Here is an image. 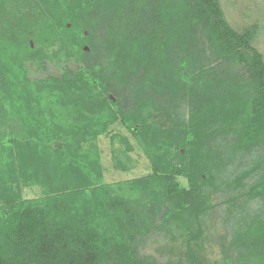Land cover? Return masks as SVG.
<instances>
[{"label":"trees","instance_id":"1","mask_svg":"<svg viewBox=\"0 0 264 264\" xmlns=\"http://www.w3.org/2000/svg\"><path fill=\"white\" fill-rule=\"evenodd\" d=\"M252 36L229 26L218 0H0V126L8 130L0 134V182L32 169L47 192L60 185L71 190L65 197L12 204L0 217V264H200L194 248L201 237L193 227L200 229L207 207L198 183L185 169L175 174L188 178L190 191L166 188L168 179L138 180L122 197L100 186L101 174L90 167L95 155L80 143L104 128L78 111L68 116L64 87L75 82L31 84L25 77L22 64L39 61L53 44L77 57L82 67L74 77L81 84L100 86L91 103L81 94L86 110L108 109L112 121L124 114L143 120L145 109L152 110L161 128L172 116L183 120L186 110L202 121L207 137L201 154L214 143L227 167L229 178H222H232L238 191L226 200L240 217L228 218L223 264H264V56ZM17 82L28 98L19 95ZM45 90L55 91V104L66 108L45 109L46 94L39 93ZM193 92L200 99L189 101ZM63 115L82 124L66 129ZM251 202L262 204L243 213ZM172 224L187 235L183 257L169 251L160 262L141 253L154 232L174 240Z\"/></svg>","mask_w":264,"mask_h":264},{"label":"rangeland","instance_id":"2","mask_svg":"<svg viewBox=\"0 0 264 264\" xmlns=\"http://www.w3.org/2000/svg\"><path fill=\"white\" fill-rule=\"evenodd\" d=\"M218 2L229 26L238 33L251 30L253 32L251 44L264 56V0H218ZM57 49L58 44L45 46V52L39 61L24 62L22 65L26 69L25 77L31 84L46 79L58 81L66 79L69 83L75 82V87L78 90L67 85L64 87L67 99L63 100V96L57 97L63 100V104L70 107V114L68 115L70 118L74 116L75 111H78L81 118H89V121L95 122L98 126L102 124L104 128V131L99 132L95 138L91 135L83 136V141L80 143L82 150L90 152L92 156L95 155V161H92L90 167L92 174L96 172L101 174L100 186H110L116 195L122 197L131 193L130 187L134 184L133 182L138 180L149 178L152 182L161 183L165 182L164 179H168L166 188L190 191L188 178L175 174L176 171L186 169L188 176H192L198 183L199 197L203 199L205 207H207L199 216L200 229H197L195 225L193 227V231H198V237H201V240L196 242L198 248H194L195 255L200 259V264H223V253L227 249V237H231L229 231L231 222L228 221V218L234 217L236 214L237 217H240V214L231 207L233 201H230L229 204L226 200L235 196L238 191L232 178L231 181L224 179L229 178L223 174V171H227V167H221L220 158L215 153L214 143L207 146V149L201 148L203 151L205 149L207 154L214 153L212 159H205L204 161L200 159V156L203 157V155L199 150V145L205 141L203 138L207 137V128L201 123L202 121L194 119L195 122L186 110L183 114V120L180 119L179 121L178 117L172 116L171 122L169 121L166 127L161 128L160 115L157 116L156 112L152 110L145 109L146 113L143 115V120L140 118L137 121H130L125 114L123 119L115 115L116 120L112 121V117L107 113L108 109H94L90 106V109L86 110L81 104V94L90 97L88 101L91 103L100 86L97 83L92 86L89 80L81 84L78 78L74 77L82 67L77 57L64 50L61 53L57 52ZM85 49L88 51L87 48ZM74 79L75 81H72ZM17 84L19 85V82ZM81 85L87 89L88 95L87 92L83 93V90L79 89ZM15 87L19 88L17 92L20 96L28 98L23 84ZM48 91L39 92L41 95L46 94L45 97H42V101L48 106L45 109L54 107L58 112H61L63 108L65 109V105L57 106L55 104L56 100L53 95L56 92L52 91L48 94ZM198 94L196 92L190 93L189 101L200 99ZM109 96L114 102V97ZM72 101L76 104H72ZM28 105L26 104L24 107H29ZM99 110L100 113H98ZM111 113L114 116L115 113ZM57 115L59 116V114ZM63 116L67 120V125L64 126L66 129L70 128L72 124L73 126L82 124L81 121H73L65 115ZM226 117L228 120L234 119L235 112H230ZM11 119L12 125L18 124L17 119ZM215 119L212 118V123L215 122ZM93 122H90V126ZM235 123L236 121L234 125H236ZM141 129L146 134L141 133ZM166 129L168 131L164 132ZM2 132L7 133L8 130L0 126V134ZM97 166L99 170H97ZM231 169L228 168V171ZM7 174L6 171L5 177ZM20 175L17 174L15 181L5 179L2 184L0 182V217L9 212L15 201L65 197L71 191L70 188L60 185L55 187L58 190L56 193L47 192L44 185L37 184L33 180L35 173L32 169L24 175L20 171ZM189 203H186V207ZM261 204V202H251L246 206L247 208L243 213H249L251 207L257 208ZM260 208H264V205L262 204ZM227 209L233 210V212L228 213ZM171 227L174 240L170 236H164L161 232H154L148 235L147 244L142 248L141 253L153 256L160 262L169 256L167 253L169 251H172L170 255L174 258L183 257L187 235L181 230H176L175 225L172 224Z\"/></svg>","mask_w":264,"mask_h":264}]
</instances>
